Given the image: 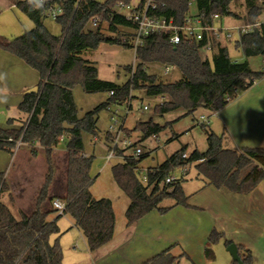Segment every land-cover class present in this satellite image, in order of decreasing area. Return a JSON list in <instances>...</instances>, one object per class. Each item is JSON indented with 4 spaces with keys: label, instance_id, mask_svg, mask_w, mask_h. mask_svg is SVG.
Returning <instances> with one entry per match:
<instances>
[{
    "label": "trees",
    "instance_id": "trees-1",
    "mask_svg": "<svg viewBox=\"0 0 264 264\" xmlns=\"http://www.w3.org/2000/svg\"><path fill=\"white\" fill-rule=\"evenodd\" d=\"M134 0H52L61 5L62 15L56 22L62 34L53 35L45 26L46 15L41 8L20 1L15 5L34 23V28L12 39L0 36V48L18 56L36 69L40 76L38 93H27L20 110L29 116L22 130L1 129L0 149L16 147L14 141L22 139L32 152L38 153L42 147L46 153L48 170L40 190L35 210L30 214L20 213L16 217L10 207L2 201L8 194L14 201L10 186L0 172V264H63V251L58 239L56 221H49L51 211H44L43 203L49 197L55 167L52 159L54 149L67 140L68 163L66 171L67 191L62 200L66 208L62 214L73 218L82 231L88 247L95 251L112 240L115 232V213L109 198L95 199L91 193L94 178L91 176L93 157H83L84 133L97 137L99 113L109 109L112 103H129L133 91L144 90L149 97H168L155 108V113L166 114L184 108L187 114L198 108L211 112L219 111L233 101L240 93L247 91L256 81L264 78V70L254 71L248 61H233L228 49L213 38L212 56L204 58L202 48L207 40L186 41L178 44L170 41L172 32L154 33L145 37L144 44L135 53L138 63L127 67L130 74L124 84L101 80L96 65L85 58V54L95 51L101 43L134 48L129 40L109 36L103 31H85L87 23L94 16H100L108 25V31L116 33L119 27L134 29L133 23L118 12L117 5L131 4ZM164 5L157 14L173 19L177 26H184L189 17L190 4L194 2L198 16L207 25H213L214 16L240 18L243 22L255 23L262 13L260 0H245L246 15L241 17L232 11L233 0H163ZM235 47L246 57L264 58V27H255L251 32L241 35ZM161 63L177 67L182 79L174 83H164L147 71V64ZM82 86L84 92L93 94L107 92L109 99L79 118L73 89ZM131 106V105H130ZM205 128L206 125L201 124ZM164 127L152 120L141 122L136 130L147 136H157ZM207 129V128H205ZM124 130V128H123ZM126 131V129H125ZM207 131L208 149L206 152L194 151L190 156L185 149L171 155L164 163L150 168L149 180L143 184L136 173L139 160L128 157L112 166L115 182L130 198L125 216L131 225L153 210L161 214L174 206H188L184 178L166 183V178L176 168L187 169L194 165L198 175L206 185L245 194L264 181V147H227L226 134L217 135ZM127 132V131H126ZM112 135L107 133L105 141L111 143ZM118 148V156L124 155ZM53 201V200H52ZM172 201L171 206H164ZM223 235L213 231L209 237L212 245L217 244ZM232 242L225 240V245ZM243 264H253L249 249L238 246ZM212 259L211 249L206 250ZM186 256L175 255L167 249L143 264H180ZM233 264H237L233 261Z\"/></svg>",
    "mask_w": 264,
    "mask_h": 264
},
{
    "label": "crops",
    "instance_id": "crops-1",
    "mask_svg": "<svg viewBox=\"0 0 264 264\" xmlns=\"http://www.w3.org/2000/svg\"><path fill=\"white\" fill-rule=\"evenodd\" d=\"M237 3H241L246 11L245 0ZM11 7H14V2L7 6L0 4V12ZM231 8L235 12L233 5ZM197 18L198 10L192 2L188 20L195 21ZM241 23L242 19L230 16L213 19L215 27L232 29ZM223 39L219 41L225 46ZM204 54L211 58L212 51ZM259 57L261 61L258 68L253 67L250 58L247 59L254 71L264 70V58ZM40 81L41 76L36 69L0 48V130L24 128L29 116L20 110V105L27 93H34L29 92L31 89L39 88ZM205 111L208 115L207 118L204 117L206 121L201 123L211 127L217 135L226 134L227 147H264V78L256 81L219 111ZM59 145L52 153L55 174L49 197L42 208L52 212L49 221H56L59 227V234L53 235L51 242L58 239L63 251V264H143L167 249H172L175 255H186L180 260V264H233L225 240L249 249L253 264H264V181L252 191L239 194L227 188L206 185L196 169L195 178L200 182L196 187L187 189L188 176L183 177V187L189 196L188 206H174L164 214L153 210L131 225H127L125 216L130 201L118 195L122 202L117 208L110 197L115 213L114 236L107 244L91 251L73 218L59 213L52 205V200L62 199L67 191L68 152L67 148L60 149ZM37 147L39 152L36 156L31 154L26 144L11 150L0 149V172L4 173L14 197L11 202L8 194H4L2 201L16 217L21 212L30 215L35 210L45 181L47 169L40 167L38 162L39 153L44 149ZM109 147L110 143L106 142V155ZM84 154L88 156L86 152ZM185 171L188 173L187 169ZM92 195L95 199H101L93 193ZM172 204V201H167L163 205ZM213 231L223 235L215 245L209 241ZM207 249H211L212 259L207 256Z\"/></svg>",
    "mask_w": 264,
    "mask_h": 264
},
{
    "label": "rangeland",
    "instance_id": "rangeland-1",
    "mask_svg": "<svg viewBox=\"0 0 264 264\" xmlns=\"http://www.w3.org/2000/svg\"><path fill=\"white\" fill-rule=\"evenodd\" d=\"M136 1L134 0L133 2ZM237 1L239 0H233L235 12L243 16V13L246 11L243 10L241 3L238 5ZM9 3L12 4L13 1L0 0V4L3 6L9 5ZM123 13L126 12L123 11ZM44 24L53 35L59 36L62 34V28L58 22L46 17ZM33 28V21L16 6L9 8L5 12H0L1 37L12 39ZM101 31L109 36L126 40L134 33L133 29L126 27H119L116 33H111L108 31V25L106 23H103ZM237 39L238 35L236 33H234L232 39H223L230 57L238 62H244L250 58L253 67L258 68V64L261 61L260 57H246L242 50L235 47V41ZM85 58H88L96 65L98 76L101 80L111 81L117 84H124L130 77L126 68L135 66L138 63L134 48L109 43H101L97 50L86 53ZM146 67L148 73L155 75L161 82L174 83L182 79L180 70L175 66L170 65V72L168 74L164 73L163 68L165 65L161 63H149ZM73 94L79 118L84 117L87 112L94 110L97 106L106 102L110 95L107 92L89 94L84 92L80 85L74 87ZM132 95L129 103H112L109 109H104L99 113L97 123L99 134L97 137L86 133L83 135L85 152L89 157H93L91 176L94 178V183L91 191L96 197L113 198L117 208H119L122 202V198L119 199L118 195L129 201L130 198L120 190L111 171L112 166L122 160L119 157L113 158L110 161L106 160L105 135L110 133L113 138L116 133V131L110 128L114 124L112 116H115L117 119L116 128L119 129L123 125L124 138L133 143V145L142 146L146 156L141 166L145 168L156 167L164 163L171 155L182 149H185L187 156H190L196 150L202 153L206 152L208 149L206 130L213 131L207 124H205V128L207 129L201 125L203 117L207 118L208 115L204 108H198L192 114H187L184 108H179L166 114H158L155 113L156 106L163 103L168 97H161L160 99L149 97L144 90L133 91ZM130 103L131 109L128 111V105ZM144 106L148 108L144 109ZM150 120L164 127L157 136H147L143 131L136 130L139 123ZM66 143L67 140L60 143L59 148L66 149ZM125 152L128 155H132L133 149H126ZM38 162L40 163V167H45L48 170L47 157L44 151H40ZM185 170L184 168H176L172 171L171 175L176 179L188 176L187 189L199 185V180L195 178L196 171L194 165H190L187 168L188 173ZM164 203H167V201Z\"/></svg>",
    "mask_w": 264,
    "mask_h": 264
},
{
    "label": "built area",
    "instance_id": "built-area-1",
    "mask_svg": "<svg viewBox=\"0 0 264 264\" xmlns=\"http://www.w3.org/2000/svg\"><path fill=\"white\" fill-rule=\"evenodd\" d=\"M24 1L28 4L35 5L37 8H41L46 15V17L57 21V19L62 15L63 9L61 5L55 4L52 0H13L14 7L17 2ZM263 10L258 20L255 23L243 22L236 26L235 28H226V27H215L214 25L204 24L201 18H198L195 21L188 20L184 26H177L174 23L173 19H169L164 16L157 14V11L161 6L164 5L163 0H137L131 4H119L117 5L118 12L124 14L128 20H130L134 25L133 35L127 39L133 45L134 50L139 46H142L145 41V37L154 33H163V32H172L170 38L171 43L178 44L183 40L186 41H201L203 39L207 40V44L202 48V56L207 58L205 52L212 51V39H232L234 33L238 35V38L241 35L251 32L255 27H264V0H260ZM126 12V13H123ZM219 16H214L213 19L218 18ZM103 20L100 16H94L87 23L85 31L87 32H97L101 30L103 25ZM164 73L168 74L170 72V66L165 65L163 68ZM111 95L113 92L110 93ZM161 98V97H160ZM131 104L128 105V111L131 109ZM147 106H144V109H147ZM114 122L111 125V130L116 131L114 137L111 140L110 147L108 149L106 160L110 161L113 158L119 157L122 161H125L128 157H131L135 160H139L144 156V151L141 145H133L129 140L123 136V125L118 129L116 128L117 119L115 116H112ZM206 120L203 117V122ZM202 122V123H203ZM8 141L15 142L16 146L19 147L23 145L22 139L14 141L13 138H9ZM120 149H133L132 155L124 154L118 156L117 150ZM83 157H87L85 154ZM151 172L150 168H145L140 164L136 167V173L139 175V178L143 184H147L149 180V173ZM176 180L175 177L168 176L166 178V183H172ZM53 207L59 212L63 213L66 208V203L62 199H55L52 201Z\"/></svg>",
    "mask_w": 264,
    "mask_h": 264
},
{
    "label": "water",
    "instance_id": "water-1",
    "mask_svg": "<svg viewBox=\"0 0 264 264\" xmlns=\"http://www.w3.org/2000/svg\"><path fill=\"white\" fill-rule=\"evenodd\" d=\"M29 92H34V93H38L39 92V88L35 87L33 89H31ZM227 251L230 253L233 261H235L237 264H243L241 257L239 255V250H238V246L234 243H231L228 247H227Z\"/></svg>",
    "mask_w": 264,
    "mask_h": 264
}]
</instances>
